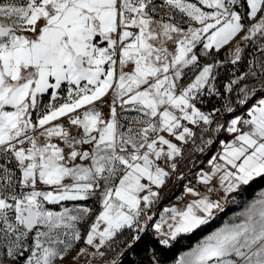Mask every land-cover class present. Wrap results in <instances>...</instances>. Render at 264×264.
I'll return each instance as SVG.
<instances>
[{"label":"snow or ice","instance_id":"snow-or-ice-1","mask_svg":"<svg viewBox=\"0 0 264 264\" xmlns=\"http://www.w3.org/2000/svg\"><path fill=\"white\" fill-rule=\"evenodd\" d=\"M234 41L228 62L246 68L218 89L215 57ZM206 97L220 106L202 111ZM221 131L231 143L198 175L217 198L187 187L194 199L153 222L161 244L264 180V0H0V264H64L82 240L73 264H117L107 253L141 239L183 146L203 153ZM97 195L91 223L92 209L64 204ZM238 216L177 264H264V193Z\"/></svg>","mask_w":264,"mask_h":264},{"label":"rangeland","instance_id":"rangeland-1","mask_svg":"<svg viewBox=\"0 0 264 264\" xmlns=\"http://www.w3.org/2000/svg\"><path fill=\"white\" fill-rule=\"evenodd\" d=\"M246 50H247V52L248 51L251 52L252 51L251 46L249 45ZM225 54H226V57L224 55V61H222L223 62L222 66H224V67H227L228 66L229 75H230L231 78H232L233 72H235L236 75H239L237 72L242 70V68L244 66L243 65V61L240 62L239 64L235 65V66H231L232 64H230L228 62L231 59L230 56H228L229 53H225ZM248 54H246V57H248L247 59H251L252 57L250 55H248ZM216 87L218 88V85L217 84H216ZM217 99L219 100V104H221V99L220 98H217ZM103 111H104V114L107 115L108 108L105 106L104 109H103ZM246 112L247 111L245 110L241 115H238V116L243 117V118H247ZM54 123H64L65 126H67L66 118H62L60 121H56ZM184 123H187V122H184ZM188 126L189 127H193V128L195 127L193 125H188ZM71 131H72V133L74 135L76 134V130H75L74 127L71 129ZM211 138L213 139V144H214L216 138H219L220 141L217 143L216 146H214L212 144L211 146L205 147V150H204L203 153L205 155L207 152L210 151V149L212 147H215V152L213 154V157H214V156H216L218 154V148L219 147H222L221 142L223 143L224 140L225 141L230 140L231 139V136L227 135V132L226 131H221L219 134H214L213 137H211ZM52 141H53V143L60 144L61 147H64V145L58 139L53 138ZM39 142L40 143H44L45 142L44 141V138L41 137ZM195 144L203 147V145H202V143H201V141L199 139L196 140ZM84 147H85V150H86L87 149V146H84ZM183 147H184V155H183V158L182 159H179V163H178L176 172L172 173V176L167 181L166 185L162 189H160L161 197L159 199V202L154 205V207L152 208V210L150 212V215L152 216V221H149V227H148V229L146 231L150 232L151 235L154 238H157L159 240H160V237L155 232L154 223H160L161 222V218H165V219L169 218V215L170 214L166 213L164 211V209L171 208V207H176L178 209H183V208H185V206L188 203H190L194 199V197H191V196H189L186 193L185 189L187 187H189V182L195 181V174H191L190 176L188 174H185L184 177H182V179H181V185H180V183L177 182L178 176L180 174H183V173H185V172L188 171L189 164H194V166H198V165L203 164L204 162H209L213 158L212 157L211 159H204V160L201 159V161L198 160L197 162L192 163V160L194 158H197L199 155H201L203 153L198 152V151H194V145H193L192 142H189V144L184 145ZM66 182L67 183H70L71 181H66ZM216 186L218 187V183H216ZM38 187L41 190H52L51 188H48L47 186H44V185H39L38 184ZM262 193H264V189L263 190H259L258 192H256V194L254 195V197H251V195H250L251 192L248 191L247 190V187H246L243 192H241L239 194H234L235 195V200H233V198L230 197L229 200H228V202H226L224 204V210L218 212L217 213L216 220L213 221V223H212V225L210 227H207L205 229H211V232H212L215 229L223 226V224L225 222H233V219L234 218L236 220H238L239 219L238 214L241 213V212H243L253 201H255L256 199L260 198V196H261ZM201 194H204V193L201 192ZM90 203L93 204V210H95L96 211V215H98L99 212L102 210L101 198H100L99 195H97L96 197L90 198L87 201L64 202L65 206H68V207H73V206H83V207H85V205L90 204ZM57 206L59 208H61L60 205H57ZM143 222L144 221H141V223H143ZM89 223H91V221H89ZM87 227H88L87 224L82 225L81 226L82 231H87ZM165 228H167V225H165ZM144 233H145V231L142 232V233H140V237L142 235H144ZM198 233H200V232H197L196 234L191 235V236H183L182 235V236L178 237L177 240L170 241L169 245H164V246L170 247V246L173 245L174 242L176 243L178 241L184 247L185 246H189L191 244L189 242L190 241L189 240V237H194V236L196 237V236H198ZM207 235H205V236H207ZM204 237H202L201 239H203ZM125 238H127V237H125ZM199 241H197L196 243H198ZM196 243L191 248H189V249L183 251L182 253H180V255L178 256V258L176 260H174L171 263H167V264H177V262L180 259V257L181 256H184L187 252L191 251L192 248L196 245ZM116 245H115V247H117L118 245H120L119 246L120 248L117 251L114 250L111 253V255H115V256L118 255L117 258H116V260H118L119 257L121 256L118 253L122 252V255H123L124 252L126 251V246L124 244H122V243L121 244H118L117 246ZM84 246L85 245H84V242L82 240L78 245H76V250L73 251L71 257L67 258L64 261V264H73L72 257H74L76 255V251H78L80 248H82ZM151 259L153 260V262L155 264H165V263H160L159 261H157V259L155 258V256H154V258H151ZM107 260H109V259H107ZM109 261H111V260H109ZM77 263L78 264H86L85 258L81 257L79 259V261L76 262V264ZM93 264H100L99 259L97 258V260L93 261Z\"/></svg>","mask_w":264,"mask_h":264},{"label":"trees","instance_id":"trees-1","mask_svg":"<svg viewBox=\"0 0 264 264\" xmlns=\"http://www.w3.org/2000/svg\"><path fill=\"white\" fill-rule=\"evenodd\" d=\"M248 46L245 48V55L250 53V51L247 52ZM224 52H221L219 54V57L224 59ZM248 57H246L247 59ZM243 68L241 71H238L237 73L240 74L242 71L245 70L246 64L243 62ZM234 66V65H231ZM227 68V69H226ZM218 76L216 84L218 85V89H222L224 85L229 81L231 78L229 75L228 66L227 67H220L217 69ZM219 100L217 98H205L204 103L199 104L198 107L202 111L208 112L212 110L214 107H219ZM245 109H240L238 113L235 116L241 115ZM221 122H224L223 120ZM219 134V133H218ZM233 138H231L228 141H232ZM215 152V147H212L209 152H207L201 159H211L213 157V154ZM222 152V151H221ZM200 159V161H201ZM264 189V180H258L257 182H254L252 185L247 187V190L251 192V197H254L256 192L259 190ZM198 236L189 237V246H182L180 242H174L172 246L166 247L162 245L159 242V239L154 238L150 232L145 231L144 235L141 236V239L135 243H133L130 247H126V251L124 252V257L121 255L119 259L117 260V264H155L151 258L157 259L160 263H171L174 260L178 258L180 253L183 251L191 248L197 241H199L202 237L209 234L211 232V229H204L202 231H199ZM121 244V243H117ZM116 245V246H117ZM120 245L115 247V251L119 250ZM114 251V250H113ZM113 251H110L107 253V259L112 260L116 259L118 255H111Z\"/></svg>","mask_w":264,"mask_h":264},{"label":"built area","instance_id":"built-area-1","mask_svg":"<svg viewBox=\"0 0 264 264\" xmlns=\"http://www.w3.org/2000/svg\"><path fill=\"white\" fill-rule=\"evenodd\" d=\"M246 114H247V112H246ZM66 122H67V120H66ZM220 151H221V147L218 148V154L220 153ZM210 167L211 166H210V163L209 162H204L203 164L198 165V166H194V164H189L188 171L185 172V173H183V174H180L178 176L177 182L180 183V185H181V179L182 178H180V177H184L185 174H195V181L189 182V187L197 188L200 192H202L204 194H207V195H209V196H211V197H213L215 199V198H217L215 193H208L207 192V189L204 186H202V185H200L198 183V175H199V173H201V172H208L210 170ZM38 189H40V188L38 187ZM48 207H49L50 210H53V211L62 210L57 205H48ZM72 253L73 252H71V254L67 258L71 257L72 256Z\"/></svg>","mask_w":264,"mask_h":264},{"label":"crops","instance_id":"crops-1","mask_svg":"<svg viewBox=\"0 0 264 264\" xmlns=\"http://www.w3.org/2000/svg\"><path fill=\"white\" fill-rule=\"evenodd\" d=\"M156 2H157L158 4H161V3H162V0H156ZM192 2H196V0H192ZM169 11H174V10H170V9H168V8H166V7H159V8L157 9V14H158V15H165V14L168 13ZM175 14H176L177 16L179 15V13H175ZM245 23H246V24H251V23H254V21H245ZM237 39H239V37H238ZM234 44H235V41L233 42V44H230V45L226 46L224 49H222L221 52L229 53V50L234 46ZM169 49H170V50L172 49V45H169ZM221 52H220V53H221ZM220 53L216 54L215 59L218 60V61H224V59H222V58L219 57V54H220ZM228 56H230V55L228 54ZM225 57H226V54H225ZM230 58H231V57H230ZM186 71H187V70H186ZM189 82H191L190 79H188V78L186 77V78H185L184 80H182L180 83L186 85V84L189 83ZM226 132H227V131H226ZM227 135H229V136H231V138H233V137H232V134H230V133H228V132H227ZM52 142H53V141H52ZM223 143H224V144H226V143H231V141H225V140H224ZM223 143L221 142V145H222V147H221V151H222L223 146H224ZM220 153H221V152H220ZM216 183H218V182H217V181H214V184H216ZM85 207H89L90 209H92V213H91V217L89 218V221L94 220L95 217H96L97 215H96V211L93 210V204H92V203L87 204V205H85ZM89 251H91V249H89ZM77 264H78V263H77Z\"/></svg>","mask_w":264,"mask_h":264},{"label":"water","instance_id":"water-1","mask_svg":"<svg viewBox=\"0 0 264 264\" xmlns=\"http://www.w3.org/2000/svg\"><path fill=\"white\" fill-rule=\"evenodd\" d=\"M240 109H238L237 110V112L236 113H234V114H232L233 116H235L237 113H238V111H239ZM220 141V139L219 138H216L215 139V142H214V146H216L217 145V143ZM203 155H204V153L203 154H201V155H199L197 158H194L193 160H192V163H195V162H197L198 160H200L202 157H203ZM124 257V256H123Z\"/></svg>","mask_w":264,"mask_h":264},{"label":"flooded vegetation","instance_id":"flooded-vegetation-1","mask_svg":"<svg viewBox=\"0 0 264 264\" xmlns=\"http://www.w3.org/2000/svg\"><path fill=\"white\" fill-rule=\"evenodd\" d=\"M189 176L191 175V174H188Z\"/></svg>","mask_w":264,"mask_h":264}]
</instances>
